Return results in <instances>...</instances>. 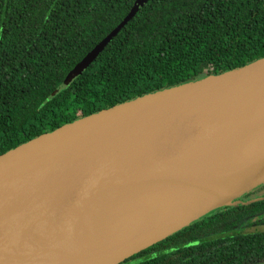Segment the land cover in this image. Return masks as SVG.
I'll use <instances>...</instances> for the list:
<instances>
[{"label":"water","instance_id":"95a60500","mask_svg":"<svg viewBox=\"0 0 264 264\" xmlns=\"http://www.w3.org/2000/svg\"><path fill=\"white\" fill-rule=\"evenodd\" d=\"M263 161L264 58L79 118L0 155V264H119L240 204Z\"/></svg>","mask_w":264,"mask_h":264},{"label":"trees","instance_id":"16d2710c","mask_svg":"<svg viewBox=\"0 0 264 264\" xmlns=\"http://www.w3.org/2000/svg\"><path fill=\"white\" fill-rule=\"evenodd\" d=\"M134 1L0 0V155L79 118L264 58V0H148L65 86ZM255 197L242 195L130 259L264 264V232L241 231L264 224V197L249 202Z\"/></svg>","mask_w":264,"mask_h":264},{"label":"rangeland","instance_id":"374dc122","mask_svg":"<svg viewBox=\"0 0 264 264\" xmlns=\"http://www.w3.org/2000/svg\"><path fill=\"white\" fill-rule=\"evenodd\" d=\"M184 84H186V83H184ZM264 161L263 162H261L260 164L258 163L257 165H256V167H253L249 172H252V171H257V170H259V169H261V168H263L264 167ZM260 166H262V167H260ZM248 173V172H247ZM247 173H245V174H243L242 176L243 177H241V178H244L246 175H247ZM262 186H264V181L262 182V183H260V184H257L252 190H250L248 193H250V192H253L254 193V191H256V190H259ZM247 194V193H246ZM261 193H258V196L260 195ZM245 195V194H244ZM242 197V196H241ZM253 200V199H252ZM251 223V225L249 226V225H246L243 229H241V231L243 232V233H251V232H264V224H262V225H254L253 223H254V221H251L250 222Z\"/></svg>","mask_w":264,"mask_h":264},{"label":"flooded vegetation","instance_id":"af4514ba","mask_svg":"<svg viewBox=\"0 0 264 264\" xmlns=\"http://www.w3.org/2000/svg\"><path fill=\"white\" fill-rule=\"evenodd\" d=\"M256 192L263 193L264 192V186H262L259 190L254 191V196L256 195V197L254 198V200L255 199H258V198H261V197H264V194H263V196H261V195L258 196V194ZM132 262H136V261L129 258V259H126V260H124L123 262H121L119 264H129V263H132Z\"/></svg>","mask_w":264,"mask_h":264}]
</instances>
